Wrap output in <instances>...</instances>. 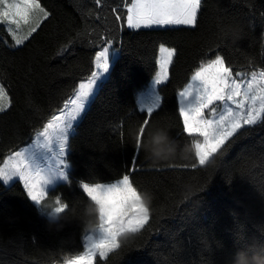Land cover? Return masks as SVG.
Listing matches in <instances>:
<instances>
[{
  "label": "trees",
  "instance_id": "obj_1",
  "mask_svg": "<svg viewBox=\"0 0 264 264\" xmlns=\"http://www.w3.org/2000/svg\"><path fill=\"white\" fill-rule=\"evenodd\" d=\"M253 2L255 9L246 0H205L196 29H125L117 34V47L122 42L124 51L71 140L73 183L61 182L49 191V203L62 195L74 211L67 213V219L64 215L58 223L50 222L27 198L19 180L8 185L0 181V264H56L64 255L82 251L86 220L96 218L88 216L92 203L77 182L114 180L125 166L131 167L133 157L138 166L134 180L141 192L151 196L153 219L142 235L126 240L108 264H204L205 260L226 264V252L235 253L254 239L264 240V127L253 129L207 167H172L195 162L191 138L182 132L176 92L209 46L216 48L218 25L229 23L233 16L244 25L246 34L234 46L229 41L222 52L236 71L247 70L250 61L264 66V29L259 15L264 11V0ZM41 3L52 16L24 45L13 47L11 36L0 25V83L12 101L11 107L0 113V163L32 138L34 130L62 106L79 78L88 74L94 50L86 41H78L58 55L60 48L85 28L101 34L111 29V7L122 0H103L100 20L94 12L88 16L96 8L94 0ZM161 42L178 47L179 55L170 81L160 88L162 107L151 118V127L166 128L178 142V149L174 158L154 162L144 151H135L128 129L146 116L140 111L137 96L154 75ZM186 147L191 149L187 154ZM92 161H96V172L90 175Z\"/></svg>",
  "mask_w": 264,
  "mask_h": 264
},
{
  "label": "snow or ice",
  "instance_id": "obj_2",
  "mask_svg": "<svg viewBox=\"0 0 264 264\" xmlns=\"http://www.w3.org/2000/svg\"><path fill=\"white\" fill-rule=\"evenodd\" d=\"M246 2L249 7L256 8L253 0ZM94 4L96 8L90 10L88 16L94 12L95 19L100 20L103 0H94ZM204 7L205 0H122L121 4L111 7V29H105L103 34L87 28L76 32L57 54L69 51L78 41H86L94 50L88 74L79 78L71 94L62 101V106L54 109L42 127L34 130V139L27 147L10 151L5 156L0 163V181L8 185L18 178L23 192L40 213L50 222L58 223L62 216L70 212L72 205L62 195H57L49 203V191L61 182L69 186L73 183L71 140L83 115L110 79V70L124 51L122 42L121 47H117V34L125 29H196ZM259 15L264 29V11ZM51 16L52 12L41 0H0V25L11 36L13 47L24 45ZM218 30L216 48L209 46L187 82L176 92L182 132L191 138L195 162L172 167H207L223 157L253 129L264 127V66L257 67L254 61H250L247 70L236 71L222 54L229 41L234 46L237 34L239 39L246 34L243 23L237 17H230L227 24H219ZM261 47L264 49V44ZM178 55V47L169 46L167 42L158 44L154 75L148 86L150 90L147 97L138 98L140 111L146 113L138 123L141 142L151 127V118L162 107L160 88L170 81L171 69ZM11 104L8 90L0 83V113L6 112ZM120 135L123 141L122 130ZM135 151L143 149L136 146ZM95 163L92 161L88 165L90 175L96 172ZM105 167L111 166L105 164ZM137 171V159L133 157L131 167L125 166L123 173L114 180L86 182L81 179L77 182L94 206L93 215L97 223L90 231L84 230L83 250L64 255L62 264H108L109 259L124 246L123 237L142 235L149 228L153 219L152 207L146 203L148 194L141 192L135 183L134 173ZM241 174H244L243 171ZM261 191L264 192V185ZM187 199L188 196H185L184 200ZM205 250L211 251L207 243ZM4 254H7L6 248ZM233 254L226 252L225 259L230 260ZM173 264L180 262L174 261ZM204 264H209V261L205 260Z\"/></svg>",
  "mask_w": 264,
  "mask_h": 264
},
{
  "label": "clouds",
  "instance_id": "obj_3",
  "mask_svg": "<svg viewBox=\"0 0 264 264\" xmlns=\"http://www.w3.org/2000/svg\"><path fill=\"white\" fill-rule=\"evenodd\" d=\"M235 39H239V34ZM140 125L133 124L128 129V138L134 147L138 146L152 159L154 162L172 159L177 154L178 142L170 135L169 131L164 127L154 126L147 130V134L143 141H140ZM191 149L186 147L184 153L187 154ZM146 203L151 204V196L146 195ZM70 211H74L71 209ZM88 216L93 217L95 211L94 206L89 205ZM67 219V214L64 217ZM97 221L94 218L86 220V227L92 229ZM131 235L125 236L122 240L126 241ZM226 264H264V240L254 239L245 247L239 248L232 258L226 261Z\"/></svg>",
  "mask_w": 264,
  "mask_h": 264
},
{
  "label": "rangeland",
  "instance_id": "obj_4",
  "mask_svg": "<svg viewBox=\"0 0 264 264\" xmlns=\"http://www.w3.org/2000/svg\"><path fill=\"white\" fill-rule=\"evenodd\" d=\"M150 83H151V81H150ZM150 83H149V85H150ZM149 85H148V86H149ZM148 86L146 87V89H145L142 93L138 94V96H137V102H138V98H139V96L147 97V94H148V92H149V90H150ZM177 102H178V98H177ZM138 105H139V102H138ZM139 107H140V105H139ZM178 109H179V104H178ZM32 139H34V136L32 137ZM32 139H30L25 145L19 147L18 149L14 150V151H18V150H20V148L27 147V146L32 142ZM7 155H8V154H7ZM2 163H3V162H2ZM1 182H2V181H1ZM56 264H62V262H59V263H56Z\"/></svg>",
  "mask_w": 264,
  "mask_h": 264
},
{
  "label": "crops",
  "instance_id": "obj_5",
  "mask_svg": "<svg viewBox=\"0 0 264 264\" xmlns=\"http://www.w3.org/2000/svg\"><path fill=\"white\" fill-rule=\"evenodd\" d=\"M15 179H18V178H15ZM15 179H14V180H15ZM11 182H12V181H11Z\"/></svg>",
  "mask_w": 264,
  "mask_h": 264
}]
</instances>
